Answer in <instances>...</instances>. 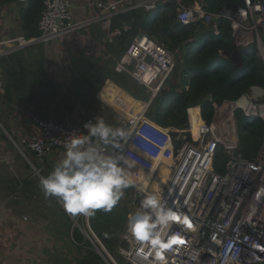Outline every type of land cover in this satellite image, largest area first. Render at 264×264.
Here are the masks:
<instances>
[{
    "label": "built area",
    "instance_id": "2783aa9c",
    "mask_svg": "<svg viewBox=\"0 0 264 264\" xmlns=\"http://www.w3.org/2000/svg\"><path fill=\"white\" fill-rule=\"evenodd\" d=\"M166 1L93 0L86 4L93 13L76 18L70 0H44L38 22L39 34L25 41L56 40L93 22H100L109 30L114 15L138 7L153 10ZM172 1L177 4L179 22L201 23L216 33L220 31L219 18L228 16L234 52L240 53V46L255 43L264 61V0H243L236 9L225 8L226 12L207 9L206 0L191 3ZM124 27L130 28L127 24ZM109 37L112 39L113 33ZM14 48H1L0 54ZM175 64L173 51L155 36L139 33L132 39L117 67L143 85L150 100L134 115L122 119V126L133 130L124 148L112 149L109 146L107 151H123L134 164L126 171L137 185H145L149 193L160 194L168 208L181 213V219L166 231L169 237L175 236L183 243H175L163 253L164 264H264V136L256 156L246 158L236 153L239 136L234 119V110L238 107L235 100L214 103L215 113L211 122L206 119L193 122L190 119L185 128L179 129L177 136L169 126L150 118L146 114L148 105ZM227 104H232L230 110L225 108ZM258 104L249 95L245 115L264 120ZM34 119L39 124V131L24 136L18 146L23 152L32 150L38 158L55 148L65 152L67 142L86 134L84 125L93 121L91 118L82 123L70 118ZM220 148L228 156L225 172L211 167ZM147 162H152V165ZM129 196L134 213L140 207L143 194L133 187ZM85 223L87 235L101 246L109 264H159L151 250H145L147 259L137 255L138 245L128 235L127 226L121 238L122 244L117 248L120 262L92 229L89 217H85Z\"/></svg>",
    "mask_w": 264,
    "mask_h": 264
},
{
    "label": "crops",
    "instance_id": "0c3cea01",
    "mask_svg": "<svg viewBox=\"0 0 264 264\" xmlns=\"http://www.w3.org/2000/svg\"><path fill=\"white\" fill-rule=\"evenodd\" d=\"M88 1L93 0H70L76 18L93 13L86 7ZM17 4L0 6V42L9 40L0 43V49L15 47L0 54V264H82L81 247L87 249L90 245L75 239L74 228L78 226L89 238L85 219L83 227L56 197L18 196L12 190L32 183L41 189L39 179L43 176L28 155L27 151L32 150L23 152L16 144L39 131L34 117L70 118L76 123L90 118L94 123L103 118L108 124L123 127L124 116L114 106L117 99L110 104L100 91L92 95L89 91L102 90L99 81L93 77L89 82L84 80L85 74L99 76L103 68L113 64L115 57L108 48L110 32L100 22H93L56 40L26 43ZM76 78L81 86L74 85ZM138 101L148 104L143 100L129 103L124 98L118 103L126 110H134ZM64 154L55 148L44 157L51 165L62 160ZM36 161L41 162L37 156ZM42 168L45 169L43 165Z\"/></svg>",
    "mask_w": 264,
    "mask_h": 264
},
{
    "label": "trees",
    "instance_id": "16d2710c",
    "mask_svg": "<svg viewBox=\"0 0 264 264\" xmlns=\"http://www.w3.org/2000/svg\"><path fill=\"white\" fill-rule=\"evenodd\" d=\"M183 1L191 3L196 0ZM206 1L207 9L218 12L223 8H231L235 4H243V0ZM12 2H17L21 6L23 36L27 39L37 36L44 0H0V6ZM126 24L130 28L125 29ZM219 28L220 31L216 33L210 26L201 23L183 24L179 22L177 4L172 0L164 2L153 10L138 7L118 13L112 17L111 28L109 30L105 28L108 32L113 33L108 44L112 56L115 57L113 64L109 68H103V74L90 76L85 81L89 82L88 79L93 77L99 81L98 85L101 86L106 79L110 78V81L101 90V96L110 104L116 98L114 106L123 110L126 109L118 103L120 98H124L129 103H135L138 99L149 101L150 95L145 87L127 72L118 68L117 63L123 59L127 46L137 34L144 32L155 36L157 40L164 42L173 51L176 64L163 82L158 94L151 99L146 114L157 123L169 126L173 135L177 136L179 129L185 128L192 116H198V120L206 119L211 122L215 113L214 103L237 100L241 95L248 93L253 84L264 86V61L258 54L257 45L254 43L257 52H252L249 48L245 51L244 54L247 55L243 60L245 65L242 72H237L226 63V60L229 63V58L235 50L232 26L228 16L219 18ZM78 72L79 70H76V73ZM86 75H84V79ZM97 90L100 91L99 88H96V94ZM227 106L230 108L232 104H227ZM142 107L143 103L138 101L135 110H140ZM127 110L131 111V108ZM244 116L246 118L242 125L243 129L246 130L249 137H257V128L264 127V120L259 117ZM251 124L252 127H250ZM27 152L43 176H47L54 169L45 157L41 158V162H37L35 152ZM224 156L227 155L220 148L214 160ZM42 165L45 169L42 168ZM129 190L130 188L126 189V195L121 198L112 211L97 210L94 216L89 217L92 229L109 250L114 242L111 244L106 239L104 232L99 227V222L107 221L118 242H122L121 235L127 226L129 215L132 214ZM75 216L85 227L83 222L85 216ZM85 228L87 229V227ZM74 237L83 245H90L85 252H80L82 264H106L108 262L106 260L105 263V258L103 260L102 256L93 248L90 239L78 226L74 228Z\"/></svg>",
    "mask_w": 264,
    "mask_h": 264
},
{
    "label": "clouds",
    "instance_id": "9594fccd",
    "mask_svg": "<svg viewBox=\"0 0 264 264\" xmlns=\"http://www.w3.org/2000/svg\"><path fill=\"white\" fill-rule=\"evenodd\" d=\"M119 109L124 117L135 112ZM84 127L86 134L71 138L65 146L64 158L47 176L40 177L44 196L58 198L68 214L92 217L97 210L112 211L126 195V189L138 188L143 196L139 209L128 217L127 233L138 245V256L147 259L145 250H151L159 264H164L163 253L176 240L175 236L169 237L166 230L181 219V213L168 208L160 194L149 193L145 185H137L126 171L134 164L123 151H107L109 146L123 149L133 130L113 126L103 118Z\"/></svg>",
    "mask_w": 264,
    "mask_h": 264
},
{
    "label": "rangeland",
    "instance_id": "374dc122",
    "mask_svg": "<svg viewBox=\"0 0 264 264\" xmlns=\"http://www.w3.org/2000/svg\"><path fill=\"white\" fill-rule=\"evenodd\" d=\"M17 6H18L17 7L18 8V18H19L20 21H22L21 6H20V4H17ZM89 25H91V24H89ZM89 25H87V26H89ZM240 47H241L240 48L241 49V54L240 53L238 54L237 51H236L235 53H232V56L229 58V63L226 60L227 65L230 68L232 67L237 72H242L243 66L245 65V62L243 61L247 57V55L244 54L245 51L248 50V48H249L250 50H252V52H257V48H256V45L254 43H250L248 45H242ZM178 76L181 77V75H178ZM89 77H90L89 75H86L84 80H86ZM108 81H110V80H108ZM107 82H105V84L102 83V85L100 86V87H102V90H103V87L106 85ZM174 82H177V81L174 80ZM75 83H78L79 84L78 86L82 85L79 78H76V80L74 81V85H75ZM94 85L97 87V81H94ZM94 85H93V87H94ZM95 90H96V88L93 89L92 91H89V92L92 95H94L95 94ZM99 90H100V88H99ZM97 92H98V90H97ZM225 108L230 110V108L228 106H226ZM134 110H135V106H134ZM244 115H245V112H244L243 108H241V107L235 108V110H234V119H235V122H236L237 133H238V136H239V143H238V146L236 148V153L240 154V155H242L244 157H252V156L256 155L257 152L261 148V145L263 143L264 127L257 128V137H249L247 135L246 130L243 129V127H242V125L244 123V120L246 118ZM56 119L59 120V118H56ZM191 120L193 122L197 121L198 120V116H192ZM250 121H253V119H250ZM252 126L253 125L251 124L250 127H252ZM18 144L19 143H17L16 146ZM227 159H228V156H224V157H222V158H220L218 160H213L211 167L214 170H217V171L219 170V172H225ZM39 160H41V159L39 158ZM10 170H11V168H10ZM12 173H13V170L10 171V175L8 174L9 177H7V178H9V179L12 178V175H11ZM21 189H25V192H22ZM12 190H14L18 196L44 194L43 191L41 189H39V188H36V186L33 183L30 184L28 187L24 186L23 184H20L19 186H17V188L14 187ZM132 209H133V207H132ZM132 209H131V211H132ZM99 224H100L99 227L104 232L106 239L111 244L114 242L113 246L109 247L110 248V252L115 256L116 259H118L121 262V260H120L121 257H120V255L117 252V248H118V245L122 244V242L121 241L118 242V240L116 239V237H115V235L113 233V230H111L110 225H109V223L107 221L99 222ZM79 246H81V244H79ZM92 246H93V248L96 251L99 252V250L96 247V245L94 246L92 244ZM87 249L84 246L81 247V251L82 252H85ZM105 259H106V257H105Z\"/></svg>",
    "mask_w": 264,
    "mask_h": 264
},
{
    "label": "water",
    "instance_id": "95a60500",
    "mask_svg": "<svg viewBox=\"0 0 264 264\" xmlns=\"http://www.w3.org/2000/svg\"><path fill=\"white\" fill-rule=\"evenodd\" d=\"M238 6H239L238 4H235L234 6L231 7V9H236ZM222 11L226 12L225 9H223ZM229 13H232V10L229 11ZM237 53L239 54V52ZM249 95L253 101H257L259 103L258 109H259L261 116L264 118V86L258 85V84L251 85ZM249 95L248 93H245L241 95L237 100H235V103L237 104V106L245 109L247 105L249 104ZM56 164H57L56 161H53L51 163L53 167H55ZM89 238L92 244L96 245V247L99 250V253L102 254L104 258L107 257V254L102 250L101 246L99 244H96V242L91 237Z\"/></svg>",
    "mask_w": 264,
    "mask_h": 264
},
{
    "label": "snow or ice",
    "instance_id": "6c2138e0",
    "mask_svg": "<svg viewBox=\"0 0 264 264\" xmlns=\"http://www.w3.org/2000/svg\"><path fill=\"white\" fill-rule=\"evenodd\" d=\"M185 222H187V218H185ZM189 227H191V224L189 223ZM175 243H183V241H180V240H178V239H176L175 241H174V244Z\"/></svg>",
    "mask_w": 264,
    "mask_h": 264
},
{
    "label": "bare ground",
    "instance_id": "6f19581e",
    "mask_svg": "<svg viewBox=\"0 0 264 264\" xmlns=\"http://www.w3.org/2000/svg\"><path fill=\"white\" fill-rule=\"evenodd\" d=\"M22 40V39H21ZM158 94V93H157ZM226 107V106H225ZM230 109H231V107H230ZM156 162H154V164H155ZM147 164L148 165H152V162H147Z\"/></svg>",
    "mask_w": 264,
    "mask_h": 264
}]
</instances>
